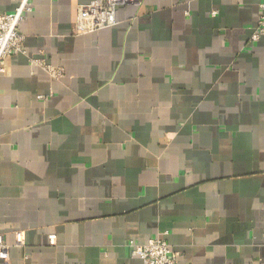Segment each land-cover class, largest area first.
Segmentation results:
<instances>
[{
  "label": "crops",
  "instance_id": "0c3cea01",
  "mask_svg": "<svg viewBox=\"0 0 264 264\" xmlns=\"http://www.w3.org/2000/svg\"><path fill=\"white\" fill-rule=\"evenodd\" d=\"M90 1L30 0L0 73V264H142L128 243L164 232L174 264H264V0H144L78 36Z\"/></svg>",
  "mask_w": 264,
  "mask_h": 264
},
{
  "label": "built area",
  "instance_id": "2783aa9c",
  "mask_svg": "<svg viewBox=\"0 0 264 264\" xmlns=\"http://www.w3.org/2000/svg\"><path fill=\"white\" fill-rule=\"evenodd\" d=\"M144 0H91L88 4L77 8L75 17V32L78 36L91 34L97 31L114 27L117 24L116 14L119 8L128 4L140 6ZM260 16L250 36L251 43H257L264 37V3L259 7ZM33 11L30 0H19L15 10L8 14L0 15V73L4 72L5 61L16 55H26L24 49L25 37L20 33L19 27L26 15ZM52 78L59 79L63 75L60 68H52L43 61H35ZM42 99V98H40ZM167 233L148 240L144 244L129 242L130 254L138 258L142 264H174V254L165 237ZM55 238H49L54 244ZM15 245L23 246L21 233L15 235ZM10 246L0 235V260H9Z\"/></svg>",
  "mask_w": 264,
  "mask_h": 264
}]
</instances>
